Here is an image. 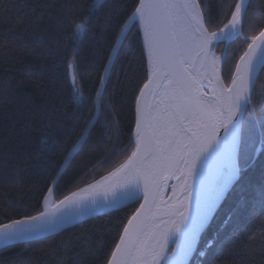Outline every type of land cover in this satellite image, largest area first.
Segmentation results:
<instances>
[{
    "label": "snow or ice",
    "instance_id": "snow-or-ice-1",
    "mask_svg": "<svg viewBox=\"0 0 264 264\" xmlns=\"http://www.w3.org/2000/svg\"><path fill=\"white\" fill-rule=\"evenodd\" d=\"M63 23L71 30L61 33L56 46L63 41L75 59L68 62L65 56L66 70L72 72L71 107L49 115L35 144L12 163L28 168L40 161L55 172L58 160L86 142L81 130L88 139L95 133L104 153L100 163L108 164L118 149L126 159L51 206L44 195L43 211L0 223V246L56 233L82 217L135 205L142 196L106 264H204L206 250L216 242H204L201 250L203 230L226 193L264 154V120L242 119L256 111V68L264 64V0L255 7L253 0H129L96 21L100 40L114 52L135 29L127 47L138 43L146 74L132 97V124L122 149L120 113L111 97L102 100L99 91L93 97L91 90L86 95L77 86V41L86 29L92 31L87 27L91 15L84 23L75 18ZM225 39L240 43L217 55ZM99 80L103 83L104 77ZM81 235L84 242L90 239ZM52 255L56 264H64L57 250Z\"/></svg>",
    "mask_w": 264,
    "mask_h": 264
},
{
    "label": "trees",
    "instance_id": "trees-1",
    "mask_svg": "<svg viewBox=\"0 0 264 264\" xmlns=\"http://www.w3.org/2000/svg\"><path fill=\"white\" fill-rule=\"evenodd\" d=\"M128 2L0 0V223L40 211L43 196L63 161L58 160L55 172L40 161L28 168L12 163L35 144L41 124L49 115L71 107L72 72L66 70L65 56L68 62L75 63V59L71 51L64 50L63 41L59 48L56 46L61 33L66 35L71 30L63 22L75 18L76 23H84L85 17L91 15L92 24L87 27L92 31L86 29L77 41L81 64L77 86L86 95L91 90L95 97L111 48L100 40V34L93 25L111 9L118 12ZM260 3L261 0H253L254 7ZM84 8L87 11L81 12ZM134 32L135 29L129 32V39L121 46L102 96V100L111 97L114 111L120 113V149L128 144L132 97L144 77L138 43L132 42L131 48L127 47ZM239 43V40H232L227 48L231 51ZM222 46L223 43L218 45L221 50ZM262 100L264 67L256 78V111L251 115L245 114L242 119L249 122L264 120ZM76 140L77 137L73 136V141ZM85 141L54 187L56 201L77 187L96 180L126 159L118 149L108 164L100 163L104 153L96 142L95 133ZM261 191H264V154L230 189L204 231L201 250H205L204 242H216L215 247L206 250L204 264H264ZM135 205L91 218L46 238L3 248L0 250V264H29V261L32 264H56L52 255L54 249L63 256L64 264H106L105 257L110 255ZM82 233L90 239L84 242Z\"/></svg>",
    "mask_w": 264,
    "mask_h": 264
},
{
    "label": "water",
    "instance_id": "water-1",
    "mask_svg": "<svg viewBox=\"0 0 264 264\" xmlns=\"http://www.w3.org/2000/svg\"><path fill=\"white\" fill-rule=\"evenodd\" d=\"M128 34H129V33H128ZM128 34H127V35H128ZM231 41H232V40L225 39V40L223 41V42H224V48L227 47V45H228ZM120 48H121V46L117 45V46H116V51H115V52L112 51V49H111V51H110V53H109V55H108V58H107V60H106V62H105V65H104V67H103V71H102L101 76L104 77V82H103V83H100V80H99V83H98V86H97V90H96V91H99V92L101 93V97H102V94H103L104 88H105V86H106V84H107V81H108V77H109V74H110L111 68H112V66H113V64H114V61H115V59H116V57H117V55H118V53H119ZM263 67H264V64H258V65H257V68H256V78H257V76L259 75V73H260V71L262 70ZM101 76H100V77H101ZM145 79H146V74H144V77H143V79L141 80V82H140L138 88H139L140 86H142V84H143V82H144ZM138 88H137V91H138ZM137 91H136V92H137ZM242 118H243V117H242ZM81 136H84L85 139H86V137H87L86 134L84 133V131H83V133H82ZM83 143H84V142H81V143H80V147L82 146ZM80 147L77 149V151L80 149ZM69 151H71V149H70ZM77 151L72 152V154H71L70 156H69L68 154H66L65 158L63 159L62 163L60 164V166H59V168H58V170H57V172H56V175H55V177L53 178V180H52V182H51V184H50L49 187H53V188L55 187V185H56L58 179L60 178L61 174L63 173V171L65 170V168H66L67 165L69 164V162L72 160V158L74 157V155L77 153ZM117 167H119V165H118ZM105 175H107V173L104 174V175H102V176H105ZM100 178H101V177L97 178L96 180H99ZM94 181H95V180H94ZM94 181H92V182H90V183H88V184H91V183H93ZM86 185H87V184H86ZM86 185H84V186H82V187H85ZM229 191H230V190H229ZM229 191H228V192H229ZM52 192H53V191H52ZM52 192H48V191H46V194H45V195H47V204H48V206H51L52 204H54V203L56 202V201L53 202V201L51 200V194H52ZM228 192H227V193H228ZM227 193H226V195H227ZM226 195H225V197H226ZM225 197L223 198V200L225 199ZM223 200H222L221 203L218 205V208L221 206ZM142 202H143V197L141 196L140 201H139L138 203H136L134 209L131 211V213H130V215L128 216V218H129V217L132 215V213L135 211V208L139 207V203H142ZM123 207H125V206H121V207H119V208H115V209H105L104 212H102V213H97V214H94L93 216H85V217H82L80 220L76 221V222H75L74 224H72V225H65L63 228L59 229L56 233H50V234H46L45 236L34 237V238L29 239V240H26V241H16V242H14V243H12V244H10V245H7V246H0V250L3 249V248H6V247H8V246H11V245L21 244V243H27V242H31V241H35V240H39V239H42V238H46V237H49V236L55 235V234L61 232L62 230L66 229V228H68V227H71V226L77 225V224H79V223H81V222H84V221H86V220H89V219H91V218H94V217H97V216H100V215H103V214L109 213V212H111V211H115V210L121 209V208H123ZM44 208H45V202H44V198H43V200H42V202H41V206H40V211H43ZM218 208H217V210H218ZM217 210H216V211H217ZM216 211H215V213H216ZM215 213H214V214H215ZM213 216H214V215H213ZM128 218H127V220H128ZM212 218H213V217H212ZM127 220H126L125 224L127 223ZM210 221H211V220H210ZM9 222H10V221H9ZM6 223H8V222H6ZM209 223H210V222H209ZM208 225H209V224H208ZM208 225H207L206 228L203 230V232H202V234H201V237H202L204 231L207 229ZM122 229H123V227H122ZM121 231H122V230H121ZM118 239H119V236H118ZM118 239H117L116 242H118ZM114 246H115V245H114ZM113 248H114V247H113Z\"/></svg>",
    "mask_w": 264,
    "mask_h": 264
},
{
    "label": "rangeland",
    "instance_id": "rangeland-1",
    "mask_svg": "<svg viewBox=\"0 0 264 264\" xmlns=\"http://www.w3.org/2000/svg\"><path fill=\"white\" fill-rule=\"evenodd\" d=\"M235 40V39H234ZM223 43V46H222V49L224 48V42H222ZM228 46V45H227ZM215 51H216V54L217 55H220L221 54V49L217 46L216 47V49H215ZM72 75V74H71ZM71 77V76H70ZM105 89V88H104ZM103 93H104V91H103ZM102 96H103V94H102ZM101 99H102V97H101ZM122 163V162H121ZM118 166V165H117ZM116 166V167H117ZM115 168V167H114ZM114 168H112L111 170H113ZM111 170H109V171H111ZM108 173V172H107ZM46 194V193H45ZM51 200L53 201V202H55L56 200L54 199V196H53V192H52V194H51Z\"/></svg>",
    "mask_w": 264,
    "mask_h": 264
}]
</instances>
